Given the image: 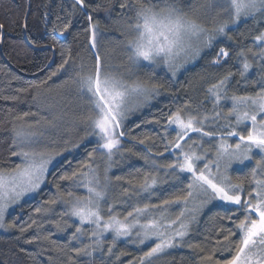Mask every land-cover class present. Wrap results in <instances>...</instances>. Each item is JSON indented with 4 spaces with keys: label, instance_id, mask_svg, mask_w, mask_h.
Returning a JSON list of instances; mask_svg holds the SVG:
<instances>
[{
    "label": "snow or ice",
    "instance_id": "6c2138e0",
    "mask_svg": "<svg viewBox=\"0 0 264 264\" xmlns=\"http://www.w3.org/2000/svg\"><path fill=\"white\" fill-rule=\"evenodd\" d=\"M120 6L124 10L121 34L129 65L151 66V69L163 66L172 79L188 63L201 58L205 50L212 49L219 37L231 40L228 36L231 25L255 19L264 28V0H211L209 7L215 15L210 22L191 6L185 10L180 0H122ZM89 7L99 5H90L88 0H73L71 12H80L88 22L85 32L91 61L85 63L80 58L78 62L73 49L61 47L56 70L17 91L36 89L38 94L49 91L52 84L48 81L63 74L64 87L82 101V110L73 113L74 125L82 126L84 138L93 146L87 158L72 169V161L57 157L69 148H80L84 138L74 141L60 135L64 115L53 111L55 105L48 106L50 115L43 126L39 119H26L37 116V112L18 114L14 119L20 124L14 123L12 127L11 155L18 156L20 163L11 168L0 164V229L15 226L5 222L6 214L25 197L40 193L52 175L50 169L60 165L62 171L52 177L57 192L34 209L35 217H30V223L19 228L21 233L34 226L42 228L45 220L53 224L57 232L71 227L74 230L69 242L78 240L83 245L72 249L77 257H91L97 251L111 256L116 241L121 239L147 245V250L128 264H156L160 254L178 247L197 253L192 264H264V31L253 37L255 49L241 48L237 53L240 65L237 84L246 87L248 73L254 64L258 66V79L250 81L251 93L230 95L229 85L235 74L229 71L206 88L210 110L203 105L193 110L190 103L178 105L174 110L170 108L162 114V123L156 121L161 124L157 137H141L126 131V121L132 112L159 95L163 85L151 80L129 82L128 78L109 70L97 41L99 24L88 11ZM3 28L0 24V30ZM67 28L66 23L60 36ZM58 39L59 36H54V40ZM247 53H251V59ZM228 58L229 51L219 47L211 64L219 67ZM0 98L17 99L14 96ZM222 101L230 102L227 111ZM233 137L238 140L228 143L227 138ZM129 140L144 146L134 154L144 159L150 169L136 183L127 181L129 187L118 185L120 192L115 193L107 172L114 156L124 151L133 152L135 144L124 148ZM60 141L64 142L63 147ZM205 144L211 149L205 148ZM210 150L214 155H209ZM256 152L259 158L254 155ZM97 156L105 159L103 178L95 162ZM65 161L67 167H64ZM252 161L250 178L237 176L234 180L229 174L233 164ZM159 176L188 182L186 188L169 198L152 202L150 197L160 182ZM61 181L70 183L62 186ZM80 189L85 194H80ZM142 193L146 195L139 198ZM216 202L231 206L220 219L229 221L232 226L220 225L214 235H205L202 241L194 242L191 237L198 214ZM55 205L62 206L57 213L59 219L49 215L57 212L52 207ZM118 205H128V208ZM173 205L179 206L175 218L170 215ZM52 234L49 232L43 239L48 241ZM40 239L41 235L37 234L26 242ZM109 239L110 246L104 248ZM73 259L69 256L68 264H72Z\"/></svg>",
    "mask_w": 264,
    "mask_h": 264
},
{
    "label": "trees",
    "instance_id": "16d2710c",
    "mask_svg": "<svg viewBox=\"0 0 264 264\" xmlns=\"http://www.w3.org/2000/svg\"><path fill=\"white\" fill-rule=\"evenodd\" d=\"M90 5H99V7H89L88 11L92 14L93 19L99 24V36L107 40L108 49H114L116 46L112 44V39L117 42H123L122 30V0H88ZM211 0H180V6L185 10H189V6L197 9V14L210 22L211 16L215 13L209 7ZM73 0H0V24L4 28L0 30V97H17V99L0 98V164L6 167H13L20 163L18 156H12L13 150V124L19 125V121H15V117L23 112H37V116H29L26 119H39L41 123L46 122L45 118L50 115L48 111L49 105H55L53 111L59 112L67 118L66 123L61 128L60 135H66L71 140H80L85 137L82 126L74 125L73 113H79L82 105L76 95L69 89L64 87L63 74L57 75L48 81L52 84L49 91L37 93L36 89H29L28 92H18V88H27L30 84L36 83L38 80L46 78L51 72L55 71L61 60V47L71 48L79 62L80 58L85 63L91 61V55L87 51V33L85 27L87 25L86 18L80 13L71 12ZM47 16V20H45ZM59 17V19H58ZM25 19L27 27H25ZM68 24L67 31L60 36V30L65 24ZM55 28V32L53 29ZM264 28L255 19L241 20L237 25H231L228 36L219 37L212 49H207L201 58L191 67L179 72L176 78L172 79L167 68L161 66L151 69L136 68L137 75L129 81H148L151 80L157 84L163 85L159 89V95L151 99L148 108L130 115L126 121V131L136 136H152L157 137L161 132V124L156 121H162V114H166L168 110L175 109L178 105L190 103L192 109H198L202 105L207 109H211V104L206 100V88L217 78L222 77L229 71L233 72V82L229 85V94H245L253 91L251 80L258 79V66L254 64L253 69L248 73L249 83L244 85L237 84L240 80L238 74L237 53L241 48L256 47L253 37ZM54 36H59L58 40H54ZM117 43V44H118ZM114 47V48H112ZM219 47H225L229 51V58L221 66L211 64V60L219 51ZM251 59V53H247ZM55 57V61L53 59ZM122 62V61H121ZM53 63V65H52ZM124 66L129 63H124ZM18 77V79H17ZM53 81L56 83L53 84ZM37 96L34 100L33 96ZM58 101V102H57ZM224 111L230 107V102L222 101ZM65 122V118L63 120ZM139 124L140 127H136ZM195 136L196 134H192ZM236 138V137H234ZM207 139V138H205ZM229 139V143L236 142L238 139ZM61 147L64 142L60 141ZM135 144L134 141H128L124 144L127 149ZM85 145L87 147H85ZM92 144L87 138L83 139L80 148L64 151L63 155L58 156V160L72 161L71 168L74 169L80 162L87 158V152L91 150ZM144 146L135 144L133 152L124 151L120 153L125 155L127 162L120 165L114 175L112 190L115 193L120 192L118 185L129 187L127 181L131 180L136 183L138 178L150 169V165L145 162L139 155L134 154ZM205 148L211 149L210 145L205 144ZM259 158V156H257ZM164 160L165 157H159ZM99 156L95 158L96 165H102ZM254 163H246V166H235L231 170L230 175L235 178L249 177L251 168ZM64 167H67L65 161ZM52 175L49 176V182L43 187V190L34 198L27 199L15 206L8 214H6L5 222L14 224L11 229L0 230V264H68V257H73L72 264H128L129 261L136 259L142 255L143 250H147V245L139 246L128 240L116 241L113 254L111 256L102 252H95L91 257L75 256L73 248L82 247L80 241L69 242L70 234L74 230L69 227L64 232H57L53 224L46 220L42 228L34 226L27 232L21 233L19 228L30 223V217H35L34 209L43 205V201L50 199L57 192L52 177L62 171L60 165H56L51 170ZM116 177H121L116 180ZM158 186L152 190L153 195L150 197L152 202H161L165 198H169L175 192L186 188L188 181L180 183L172 177L165 178L159 176ZM172 181V182H171ZM62 186L68 185L70 182L61 181ZM245 187H248L247 180ZM80 194H85L82 189L78 190ZM146 195V194H144ZM142 198V197H139ZM123 206L124 205H118ZM57 212L50 213L53 218L59 219L57 213L62 207L55 205ZM231 206L213 203L210 204L201 215L198 223L193 225L194 242L202 241L205 235H214L219 230L220 225L231 227L229 221L220 219L225 215V209ZM128 206L123 209H127ZM49 232L53 233L48 241L43 239L44 235ZM40 234L41 239L34 243H27V239L34 235ZM222 238V233L220 234ZM233 240L236 237H232ZM55 241V244L51 243ZM88 241L85 239L84 243ZM111 240H106L104 248L110 246ZM25 249L26 251H21ZM51 249V250H49ZM62 249V250H57ZM197 253L187 247H178L160 254L156 260V264H192V260Z\"/></svg>",
    "mask_w": 264,
    "mask_h": 264
},
{
    "label": "rangeland",
    "instance_id": "374dc122",
    "mask_svg": "<svg viewBox=\"0 0 264 264\" xmlns=\"http://www.w3.org/2000/svg\"><path fill=\"white\" fill-rule=\"evenodd\" d=\"M215 13V12H214ZM107 38L105 37V39L102 37V39H101V37L99 36V38H98V43H99V50H100V53H101V55H102V57L104 58V60H105V62H106V65H107V67L109 68V70L113 73V74H115V75H117V76H123V77H126V78H130V79H132L134 76H136L138 73H137V71H136V68L135 67H132V66H128V65H126V66H124V64H123V61H124V63H128V61H127V56H126V54H125V52H124V45H123V42H121V41H119V43L117 42V40L116 39H112V44H114L115 46H116V48H114V47H112V48H114V49H108V47H107V45H106V43H107ZM118 43V44H117ZM122 61V62H121ZM198 61V59L197 60H195L194 62H190V63H188L186 66H185V68H182L179 72H181V71H183V70H185V69H187V68H189V67H191V66H193L196 62ZM227 61V60H226ZM178 72V73H179ZM177 73V74H178ZM129 82H131V81H129ZM150 104H151V99H150V101H148V103L146 104V105H144V106H141L138 110H136V111H134V112H132L130 115H132V114H135V113H138V112H140V111H142V110H144V109H146V108H148V106H150ZM130 115H129V117H130ZM65 118V122L64 121H60V124H61V127H60V131L62 130L61 128L63 127V125L66 123V121H67V118L66 117H64ZM41 125L43 126V125H45V122H43V123H41ZM232 139H238V138H231V140ZM229 140V139H228ZM229 143V142H228ZM209 155H214V152L213 151H209ZM254 155L257 157V156H259V153L258 152H256V153H254ZM101 160V163H102V165H100L99 167H98V171H99V173H100V175H101V178H103V176H104V167H105V159H103V158H101V157H99ZM58 159V158H57ZM126 163L127 162V159H126V157H125V155H121V154H117L116 156H114L113 157V160H112V162H111V167L109 168V170H108V172H107V176H108V178H109V180L111 181V185L112 186H114L113 185V181H114V175H116V170H118V168L120 167V165H122L123 163ZM246 163H250V162H245V164H243V165H240V164H233L232 165V167L229 169V174L230 173H232L231 172V170L233 169V167H235V166H242V167H235L234 169H237V168H243L244 166H246ZM251 163H254V161H252ZM51 170V169H50ZM232 175V174H231ZM175 180V179H174ZM172 182V181H171ZM83 190V189H82ZM84 191V190H83ZM36 196V195H35ZM35 196H28V197H25L22 201H21V203L23 202V201H25V200H27V199H31V198H34ZM144 196V193H142L141 194V197H143ZM217 204H221V203H219V202H216ZM223 205V204H222ZM17 206V205H16ZM126 206H128V205H124V207H126ZM209 205H207L205 208H204V210L200 213V214H198V220L200 219V217H201V215L203 214V212L205 211V209L208 207ZM225 206H229V205H225ZM118 207H121L122 209L124 208L123 206H118ZM172 208H173V212L172 213H170V215H171V217L172 218H175V215H177L178 214V211H179V206H176V205H173V206H171ZM13 209V208H12ZM12 209H10L9 210V212L12 210ZM8 212V213H9ZM0 230H2V229H0ZM121 240H125V239H121ZM129 241V240H128ZM139 246H142V245H139ZM176 249V248H175ZM169 250H172V249H169ZM169 250H167V251H169ZM166 251V252H167ZM165 253V252H164Z\"/></svg>",
    "mask_w": 264,
    "mask_h": 264
},
{
    "label": "water",
    "instance_id": "95a60500",
    "mask_svg": "<svg viewBox=\"0 0 264 264\" xmlns=\"http://www.w3.org/2000/svg\"><path fill=\"white\" fill-rule=\"evenodd\" d=\"M55 61V57H54V59H53V62ZM52 65H53V63H52Z\"/></svg>",
    "mask_w": 264,
    "mask_h": 264
}]
</instances>
